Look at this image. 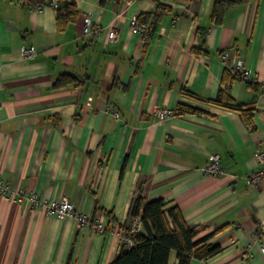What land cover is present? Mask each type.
I'll use <instances>...</instances> for the list:
<instances>
[{
	"label": "crops",
	"instance_id": "1",
	"mask_svg": "<svg viewBox=\"0 0 264 264\" xmlns=\"http://www.w3.org/2000/svg\"><path fill=\"white\" fill-rule=\"evenodd\" d=\"M215 1L76 0L77 21L59 30L58 0H0V175L13 189L67 197L106 228L99 233L0 194V264H109L122 225L148 233L129 216L138 195L177 204L189 225L202 228L198 238L221 247L190 264H264V240L247 257L253 231L264 224V182L254 188L246 178L257 168L254 152L264 150V0H240L221 24L212 19ZM159 3L169 11L148 20L145 41L132 17ZM87 17L104 32L83 40ZM115 24L119 38L110 41L106 30ZM23 46L37 55L24 58ZM239 62L257 90L236 77L224 87V73ZM62 74L84 84L53 88ZM222 90L254 103L253 126L238 111L204 101ZM179 104L203 113L157 121L156 106ZM213 153L224 170L217 178L203 172ZM169 264H178L176 251Z\"/></svg>",
	"mask_w": 264,
	"mask_h": 264
},
{
	"label": "trees",
	"instance_id": "2",
	"mask_svg": "<svg viewBox=\"0 0 264 264\" xmlns=\"http://www.w3.org/2000/svg\"><path fill=\"white\" fill-rule=\"evenodd\" d=\"M123 1L132 0H100L101 5L108 2L121 3ZM160 2V0H155ZM240 0H216L212 8V19L216 24H221L225 18L227 11L238 5ZM34 7L45 6V2L37 4ZM52 4L49 3V5ZM57 12L56 23L59 30H64L69 24L77 21L79 16L76 7V0H58L54 6ZM169 11V8L159 3L158 9L153 13H143L138 16L141 26L148 24V20L153 16L156 23ZM147 27V26H145ZM151 30V29H150ZM204 41L203 30L198 31ZM150 35L145 39L147 41ZM194 53L201 54L202 49L195 48ZM206 52V51H205ZM242 78L232 70H226L223 75L224 87H227L233 78ZM83 79L70 74L60 75L53 88L62 89L69 86H81L84 84ZM249 88L257 90L258 84L247 80ZM182 92L186 95L199 99L197 94L183 87ZM204 101L238 111L242 118L249 126H253L254 103H240L233 99L225 90L213 99H205ZM181 114L203 113V111L179 104L177 108ZM101 209L96 206V211ZM111 219V212H105ZM130 219H139L146 230L147 235L132 231L131 228L122 225L123 238L119 245L116 257L109 264H169L172 251H176L178 264H190L192 259H207L220 251L219 245H210L207 243L209 237L198 238L202 228L199 226H191L187 223L182 210L175 203H166L164 200L146 201L144 197L138 195L132 201L129 211ZM125 238H130L132 244L126 242Z\"/></svg>",
	"mask_w": 264,
	"mask_h": 264
},
{
	"label": "built area",
	"instance_id": "3",
	"mask_svg": "<svg viewBox=\"0 0 264 264\" xmlns=\"http://www.w3.org/2000/svg\"><path fill=\"white\" fill-rule=\"evenodd\" d=\"M52 5L56 6L57 3H53ZM42 8L43 6L37 7V9ZM131 26L133 31L140 34L144 40L151 33L150 29L139 24L138 16L132 17ZM106 31L108 40L116 41L119 38V30L116 24ZM103 32L104 28L102 26L93 24L91 19L87 17L84 20L80 37L85 40L88 37L98 36ZM22 53L24 58L32 59L37 55L38 51L33 46H23ZM223 58L226 59V57ZM233 71L243 79L252 81L250 73L244 68L243 62H239ZM110 112L113 113L115 118L120 119V114L117 111ZM153 113L158 122H167L171 119L184 115L181 114L178 109H170L162 106H156ZM254 158L257 162V168L252 171L246 178L252 187L259 188L262 182H264V150H256L254 152ZM220 160V154L213 153L209 158V162L203 168V172L212 178H217L220 175L224 174V170L220 164ZM0 194L2 196H5L8 200H12L17 204L31 206L45 212L47 215L56 216L60 220H64L68 217H73L82 227H92L99 233L106 232V228L101 226L96 220L80 213L77 210L75 204L67 197H62L60 199H50L36 191H29L23 188L13 189L5 182L1 175ZM125 240L130 245L132 244V240L130 238H125ZM262 240H264V224L258 225L253 231L252 243H250L248 247V258L253 255L251 251L253 243H258Z\"/></svg>",
	"mask_w": 264,
	"mask_h": 264
}]
</instances>
